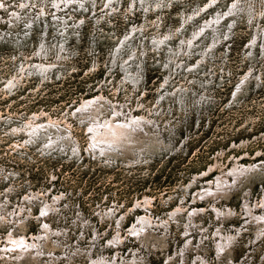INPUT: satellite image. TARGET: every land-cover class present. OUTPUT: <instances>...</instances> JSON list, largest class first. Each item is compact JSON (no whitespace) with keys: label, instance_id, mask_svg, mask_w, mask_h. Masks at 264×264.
I'll return each instance as SVG.
<instances>
[{"label":"rangeland","instance_id":"374dc122","mask_svg":"<svg viewBox=\"0 0 264 264\" xmlns=\"http://www.w3.org/2000/svg\"><path fill=\"white\" fill-rule=\"evenodd\" d=\"M3 1L7 7L0 9V198L3 196L2 200L7 201L6 208L14 210L23 196L32 191L46 190L50 199L63 194L62 207L58 206L49 221L54 229L64 228L62 241L66 248L71 252L78 251V247L85 248L95 232L98 250L105 256L113 258L118 253L130 261L134 254L140 255L139 264H177L173 255L186 241L185 224L196 202L209 212L196 218L197 229L192 241L199 239V228L207 230L211 238L217 229L234 234L243 226L242 197L246 191L251 201L262 197L264 174L256 172L234 188L227 199H220L218 207L229 206L235 211L233 217L226 216L222 220L211 210L208 197L193 200L197 192L203 191L200 183H194L193 179L216 161L224 171H229L235 162L249 165L264 161V51L259 50L258 45L253 51L249 48L254 40V29L264 31V0H246L254 5L251 16L235 6L236 0H220L215 9L209 11L206 6L210 0H150L147 6L134 0H111L112 9L106 8L108 0H81L85 2L84 8L69 9L60 4L57 16L52 0H30L33 12L16 30L8 22L20 2ZM40 7L45 8L46 13H41ZM197 9H200L199 15ZM228 11H232L231 22L218 28L220 42L212 49L210 57L200 63L201 52L210 49L212 34L196 42L200 37H195L194 33L210 22L211 17ZM190 15L194 19L181 27L182 18L188 19ZM64 18L76 26L66 33ZM142 26L145 29H141V35L137 34L132 41H123L124 37L132 35V27ZM166 32L170 33L168 40L163 39ZM160 35L169 47L164 45L162 49L156 39L153 41ZM189 38L195 43L191 49L181 43L186 40L187 44ZM170 48L177 51L182 48L189 54L184 60L186 68L173 67L167 71L164 64ZM131 49L137 57L128 72L135 75L134 82L127 79L128 73L122 68ZM250 53L253 60L249 59ZM33 54L42 55L38 60L46 64L55 61L61 64L42 79L21 68L32 61ZM198 65L201 67L193 73L191 68L196 69ZM251 65L255 71H260V78L246 83V78L242 77ZM174 70L182 77L173 74ZM168 76L172 83L170 80L164 83ZM178 83L194 86L195 92L178 98L172 96ZM93 93L103 96L112 105L131 110L136 116L157 113L151 118L157 119V128L164 132L167 149H153L146 156L144 152L127 160L88 151L90 134L76 115L83 99ZM34 113L42 114L38 124L49 119L63 124L64 133L73 138L72 142H77V151L68 146L46 148L37 137L30 141L31 137L23 128L30 121L33 123ZM143 140L151 143L146 136ZM219 170L215 167L207 173V181L215 180ZM144 195L150 198L147 208L151 220L169 219L171 222L165 229L161 227L156 231L159 240L155 239L153 244L140 242L129 232L138 223L137 217L144 214L135 206L136 201H143ZM180 205L183 207L181 215L177 221L172 220L170 213ZM110 209L114 210L113 215L104 216ZM36 216H39V208L35 204L18 227L11 224L10 216L5 213L4 218L11 220L3 223L0 219V237L4 235L5 246L11 232L18 234L21 230L27 238L36 234L41 229ZM81 218L89 221L88 227L83 229ZM257 232L251 227L238 235L231 247L233 260L240 263L242 256L246 257L249 242L260 241H255ZM115 236H121L123 241L118 249L112 245ZM259 246L254 264H263L264 237ZM214 247L206 244V251L202 252L208 264L217 263ZM53 251L62 254L57 249ZM0 256V264H9L3 260V253ZM37 264L52 263L48 260ZM53 264L89 263L81 254Z\"/></svg>","mask_w":264,"mask_h":264},{"label":"bare ground","instance_id":"6f19581e","mask_svg":"<svg viewBox=\"0 0 264 264\" xmlns=\"http://www.w3.org/2000/svg\"><path fill=\"white\" fill-rule=\"evenodd\" d=\"M44 1L45 0H43V2ZM134 1L137 3L139 2L143 6H147V4L150 3V0H134ZM218 1L220 0H210L208 5L206 6L208 9L207 11L215 9V7L219 4ZM19 2L20 3L18 4V6L10 14L11 19L8 22L10 24V27L15 28V30L20 29V25L22 24V22H24V19L29 18L31 12H33L31 7L32 2L30 0H19ZM246 3H247L246 0H236L235 6L237 7L238 5L239 9L246 11L248 15L251 16L254 13V5L251 4V2L247 4ZM60 4H64L65 7L69 9H73V7H79V8L85 7V2H82L81 0H52V6L56 14L55 16H57L58 11H60L59 8ZM112 5L113 4L111 3V0H108L106 8L112 9ZM159 5L163 6L160 3ZM6 7L7 6L5 2L4 1L2 2L1 0L0 9L3 10ZM40 8H41V13H44L45 8L42 7ZM197 10L196 13L199 15L200 9L198 11ZM230 16H232V11L231 12L228 11L225 14H216L214 17H211L210 22L202 25L199 31L197 33H194L195 37L196 36L200 37L199 39L194 38L197 39L196 42H198L200 39H206L212 34L211 36L212 38L210 37L212 39L211 46L209 47L210 49L201 52V59L199 61L200 63L202 60L204 61L210 57L209 56L210 52L217 45V43L220 42V35L218 33L219 31L218 28L227 22H231ZM192 19H194L193 15H190L188 19L182 18L181 27L185 26V24L189 23V21H191ZM220 21H222L221 24H219L217 28H214V26L217 25ZM208 26L210 28V29L208 28L209 30H207ZM75 27L76 26L74 25V22L68 21L66 20V18H64V33H66L69 28H75ZM141 29H145V26H142L139 29L137 27H132L131 28L132 35L128 36V38L126 37L127 39L124 37L123 41L134 40L137 34L141 35L139 33ZM254 30H255L253 34L254 40L249 44V48L252 49L253 51L254 47L258 45L257 48L259 50L264 51V31H260L259 29H254ZM164 36L165 37L163 39L168 40L170 38V33L166 32ZM155 39L158 41V45H160V48L163 49V47L165 46L169 47L167 45L168 42H164V43L162 42L161 35L159 38L155 37L153 41H155ZM192 39L193 38H189L187 40L188 41L187 44H185L186 40L185 41L182 40L181 43L183 42L184 45H188L189 48L193 47L195 43ZM261 42L262 45H260ZM134 51H135L134 49L130 50L131 54L126 59V64L123 65L122 67L123 69L126 70V73L130 71L129 68L133 67V64H135L137 60ZM251 53L249 54L250 55L249 59L253 60V56L251 57ZM188 55L189 54L187 52L184 53L182 48L179 51L170 48V50H168L166 53L167 63L165 62L164 67L167 69V71H171L173 67L175 69L178 68L183 70L184 68H186V64L184 60L188 57ZM41 57L42 55L36 56L35 54H33L31 57L32 61H30L29 63L26 62L27 65L26 66L23 65L21 68L26 69L30 74L33 73L40 75L43 79L46 75H48L50 72L54 70V67L58 69L57 68L59 66L57 65L58 63L61 64L60 61H55L53 63L49 62L46 64L42 60H38V58L40 59ZM115 62L116 61H114V64ZM199 62H197V64H199ZM199 67L201 66L198 65L196 69L192 67L191 71L193 73L197 72ZM21 72L23 71L21 70ZM175 73L176 74L178 73V77H182V74L180 75L179 72H176L174 70L173 74ZM127 75H128L127 79L130 82H134L135 75L134 74L131 75L130 73H128ZM244 78H246L245 79V82L247 81L246 83H248L249 79L258 80L260 78V71H255L251 65L248 71L246 72V75L242 77V79ZM169 80L170 83L173 82L171 78L168 76L165 79L164 83L169 82ZM165 86H167V84H165ZM193 87L194 86H189V85L186 86V84L184 85L179 84L178 87L174 90V92H171V94L172 96L177 97V96H182L183 94L186 93H190V92L193 93L195 92L194 91L195 89ZM204 99L207 101V97H204ZM78 110L79 113L78 115H76V117L78 118V120L80 119L84 125L87 126L88 133L90 134L91 145L90 148H88L90 150L87 149L88 151H91L95 154L97 152H100L102 155L106 157L110 156L115 158L116 156H121L122 158H125L127 160L137 155L140 156L144 152L146 153L144 156H146L153 149L154 150L167 149V144L165 143L164 140L165 137L163 136L164 132L163 133L161 132L162 131L161 128H160L161 131L157 128L158 125L155 123L157 119L153 117L151 118V115L153 114L155 115L157 113H153L150 115L147 114L148 116L144 114L141 116H136L131 110L126 111V109L124 110L123 107L119 108L115 104L112 105L103 96H97L94 93L93 95L88 97L85 101L83 99V102L81 106L78 108ZM159 114L160 113H158V115ZM32 117H33L32 120L33 123L31 124L30 121V124L26 125V128H23L24 132H26L29 135V137H31L30 141L33 138L37 137L42 139L43 144L45 145L46 148L50 149L54 147V149L55 148L65 149L67 148L66 146H68L69 148L74 150V152L77 151L78 149L76 144L77 142L76 143L72 142L71 139L73 138H69V135L64 133L65 127L63 124L59 125L57 122H53L50 119L43 124H38L40 119L42 118V114L34 113ZM144 136L148 137L149 138L148 141H151L152 144L145 142L143 140ZM218 164L219 162L216 161L214 166L209 165L210 168L208 170L202 171L203 173H201V175L195 174L193 181L194 183L199 182L203 191L197 192L196 195L193 197V200L197 201V197H200V199L208 197L207 199H209L210 202L212 203L211 210L220 220H222L226 216H228V218L233 217L235 215V211L232 210L231 207L229 206H227L226 208L218 207V203L220 199L222 198L227 199L228 194L232 190H234V188L237 189L238 187H240L244 179L251 177L256 172L258 174H264V161H261L258 164L250 163L249 165H243V164H239L238 162H235L229 171H224L222 168H220ZM215 167H217V169H220L216 179L207 181L205 175ZM203 181H206L207 183L203 184ZM215 186L217 188H215ZM45 191L46 190L43 191L38 190L36 192L32 191L25 194L21 200V203L17 205L14 210L11 211L8 208H6L7 201L2 200L3 196L0 198V212H1L0 219H3L2 220L3 223L12 220L11 224L13 225L15 224L16 226L18 224V227H20L21 223L23 222L24 216L28 218V214H30L31 207L36 204L37 208H39V216H36L35 220L38 222V224H41V229L36 234H30L29 238H27L26 235L21 230H18L20 231L18 234H16L15 232L9 233L8 243H6V246H5L4 235L1 236L0 253H3L4 261L9 262V264H37L41 261L47 263V261L49 260L53 264L59 259L68 260L72 257V255L83 254L85 257H87V261L89 264H139L138 258L140 255L138 256L134 254V256L131 258L130 261H127L128 259L119 256L118 253L113 258L105 256L104 252L102 251L100 252L98 250L99 249V247L97 246L98 238L95 232H94V237L91 239L88 246H86L85 248L78 247V251L72 250L73 252H71L70 248L68 247L66 248L62 241L64 239V228L54 229L50 225V221H49L55 215L57 210L60 207H62V204L64 202V195L63 194H61L60 196L53 195V197L50 199L49 198L50 195L48 194V192L46 193ZM262 191H263V193H261V195L263 194L262 197L261 198L259 197L260 199L256 198L257 200L253 199L252 201L250 200L249 193L247 191L244 193L242 197V205L240 206V213L241 215L243 214L242 219H244L243 226L237 229L236 232H234V234L231 233L225 234L224 232H222L221 229H217L213 237L210 238L209 237L210 235L207 233V230L198 227L200 236L197 242L192 241V235L197 229V226L195 225L196 218H200L201 216L205 215L207 212H209V210L206 207L198 206L196 202L195 206H193L191 210V216H190L191 218L190 219L187 218L188 222L185 224L184 239H186V241L179 251L176 250L174 252L173 255L175 259L174 261L177 262V264H179L180 260H182V263L180 264H208L207 260L202 255V252L206 251L205 249L206 244L207 245L213 244L215 246L214 248L217 255L216 264H254L255 254L260 249L259 245L263 241V237H264V189ZM8 193H9V189L5 191L4 196L6 198ZM149 199L150 198L148 196L144 195L142 202L139 201L135 202V206L138 209L143 210L144 214H142L140 217H137L138 223L136 225H133L129 230V232L135 235L140 240V242L142 241L145 244H153L154 242H156L155 239H157L158 241L159 237H158V232L156 231L161 229V227L165 229L171 223L169 219H159L156 221L151 220V216L150 214L148 215L149 211L147 208V206L148 207L150 206ZM182 211H183V207L181 205L176 207L175 210L170 213L171 219L177 221V217L178 215H181L180 213ZM3 213L4 214L8 213L11 220L7 219L9 217L4 218ZM113 213L114 210L110 209V211L106 212L104 216L110 217V215H113ZM99 215L102 214L99 213ZM31 217L33 216L31 215ZM79 220L83 225V229L88 227L89 221L85 220L84 218H81ZM251 227L258 230V232L256 233L255 241L259 239L260 241H257L256 243L249 242V246H248L249 250L246 253V257L242 256L241 262L239 263L238 260L232 259L231 247L233 245V242L235 243V240L237 239L238 235L241 236L242 233L248 231V229ZM113 239L114 240H112V245L113 247H116V249H118L119 245L123 242L122 238L121 236L120 237L115 236ZM47 243L52 247L49 248ZM54 249H57L58 250L57 252H62V254L61 255H58L59 253L56 254L53 251ZM100 250H103V248L101 247ZM262 254L263 256L261 257V262L264 264V252H262ZM189 255H194V256L190 258Z\"/></svg>","mask_w":264,"mask_h":264}]
</instances>
